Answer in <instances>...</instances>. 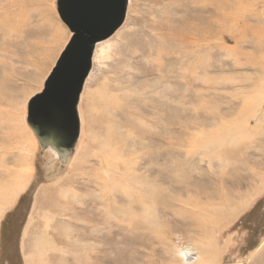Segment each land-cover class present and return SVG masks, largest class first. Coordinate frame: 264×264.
Segmentation results:
<instances>
[{
    "label": "rangeland",
    "instance_id": "rangeland-1",
    "mask_svg": "<svg viewBox=\"0 0 264 264\" xmlns=\"http://www.w3.org/2000/svg\"><path fill=\"white\" fill-rule=\"evenodd\" d=\"M59 2L0 0V14L6 11L11 22L6 28L0 15V154L15 171L32 167L26 188L0 217V264H175L176 243L196 255L197 241L215 246L212 231L221 232L220 264H264V190L250 174L264 172V123L257 144L242 142L222 153L229 165L224 171L204 152H189L193 134L240 120L244 91L250 95L264 82V24L258 19H264V0H129L123 25L104 41L111 45L110 57L93 59L78 106L79 143L66 162L58 157L48 163L53 150H43L27 119L29 102L44 90L73 35ZM180 18L198 20L197 28L207 32L206 71L197 72L209 91L180 101L151 96L160 78L147 55L157 41L147 35L158 32L161 22ZM175 57L165 59L163 71ZM200 88L201 81L194 82L179 94ZM104 89L112 99L102 100ZM28 132L36 147L29 144L20 168L4 147ZM110 138L124 156L120 174L128 176L124 162L130 160L129 178L136 176L141 189L152 192L141 200L153 203L151 211L139 198L132 206L121 190H113L115 174L102 177L100 157ZM222 191L229 198L225 216L209 209ZM203 214L216 218L208 232L199 223Z\"/></svg>",
    "mask_w": 264,
    "mask_h": 264
},
{
    "label": "bare ground",
    "instance_id": "bare-ground-1",
    "mask_svg": "<svg viewBox=\"0 0 264 264\" xmlns=\"http://www.w3.org/2000/svg\"><path fill=\"white\" fill-rule=\"evenodd\" d=\"M200 1L201 0H196V2ZM131 4L132 3L129 2L128 11H130L132 8ZM0 15L3 19V24L7 28L11 24V22L9 21V19H7L6 11L2 12ZM258 19L264 24L263 18ZM186 20L187 18H180L178 20L166 21V23L161 22L159 24L160 26L157 27L158 32L150 31L147 35L148 37H152L157 41V44L153 42L149 45L147 53L149 58H147L150 60V62L156 64V68L160 78L159 84L156 85V90L150 93L151 96H154L155 94H161L163 97H171L174 98L175 101H177L178 99L180 101L191 95L203 96L207 91H209L207 80L197 72V70H203V72L206 71V64L205 62H202V58L204 55H206V53H208V42L206 38L207 32L206 30L202 29L203 27L201 28V30L197 28L198 20L196 21V23H188V21ZM13 30V27H10L8 33L11 34ZM121 35L122 33L118 34L119 37H121ZM152 41L153 40H151V42ZM103 44L104 41L97 44L93 58L94 60L102 59L106 55L110 57L109 52L111 49V45L108 44L104 46ZM175 55L179 57H175L173 66L171 65L167 72L163 71L162 68L165 65V59L170 62V56ZM259 68L264 72V65H260ZM178 70L179 72H177ZM166 74H169L170 76H166ZM166 78H169V80H166ZM199 81H201V88L199 91L196 92L189 89L188 91H186L185 95L182 94L181 96L179 94L184 85L193 84L194 82ZM103 83L104 87H108L109 82L107 80H105ZM171 90H173L174 95L170 93ZM106 92L107 90L104 89V91L101 93L100 96L102 100L109 99V97L111 98L109 92ZM244 93L248 95H243V105L241 108L243 117L240 120H238L236 117L228 121H223L221 122V124L209 131L200 130L192 136L193 145H191L189 152L195 154L204 152L205 156L203 155V157L208 158L210 162L214 160L217 161L222 171L229 168L227 161H221L222 153H225L226 149L229 152H232V148L242 142L250 143L254 141L257 144L259 140L257 136L264 123V82L263 84H260V87L257 90L255 87V89L250 92V95L249 90L244 91ZM107 103L108 102H104L103 105L107 106ZM24 110L25 109H23V112ZM259 111L263 112L260 118L258 116ZM24 118L25 117H23V119ZM252 121H254L253 126ZM114 140L115 139L110 138L107 141L109 142V144L105 145L102 149L103 155L100 157L102 165V177L110 178L113 174H115L118 179L116 185L113 186V190H121V192L124 193L127 199L130 201L132 206L135 203L134 199L139 198V203L142 205V207H145V209L151 211L152 208L150 205L153 203L143 202L141 200L150 197L152 195V192L148 189H141V184H139L136 176H134V179L129 178V176L133 177V173H130L131 168L128 164L130 160L124 162L127 165L128 176L120 174V166L124 161V156L119 148V144L113 143ZM9 141L12 144L10 145V147H4V154H6L7 152V154H9L10 156L15 155V160L21 161V164H19L18 167L22 168L25 164L23 163V161L27 160V152L25 151H27V149H30L29 144L33 145L35 149V139L33 138L32 133L28 132L23 137L9 138ZM219 147H221L222 149L221 153L217 152V148ZM23 148H25V150ZM15 149H17L18 151L14 154L12 151ZM0 156L1 217L8 207H12L15 204L18 193L26 188L28 184L27 180L31 176L30 173L32 172V167L30 164H28V169L15 171L14 169L8 167V162H6V160L3 161V155L0 154ZM47 158L48 159H46V161L48 163L58 162V154L54 150H48ZM15 160H13V162H16ZM18 163L19 162H16V164ZM59 165H62V163L59 162ZM18 174L21 176H17ZM250 174L251 179H254L253 182H261L260 188L261 190H264V172L258 174L254 170ZM1 175L3 176V178H1ZM122 179H124V181H122ZM237 185L240 186L241 183L238 182ZM143 191L145 192V195H143ZM221 193L222 194L217 203L210 204L209 209L220 210V215L225 216L226 214L222 211H225V206L229 204V198L225 191H222ZM44 200L46 199H43L40 202L42 204H46L47 201L45 202ZM198 207L199 206H195L194 208ZM201 218L202 221L200 220L199 223L208 232L211 221L215 220L216 218L215 216H212L210 214H203ZM220 235L221 232L216 235L215 232L212 231V238L214 239L213 242L215 244L213 248H211V244L208 241H197L199 242L201 248L198 250L196 255L183 253L185 248H183L181 244L178 245L176 243L174 245L175 250L173 251V260L175 264H220L221 253L220 249L217 246V240ZM168 239L170 240L171 237L168 236L166 240ZM170 243L165 242V244L167 245L166 247H168Z\"/></svg>",
    "mask_w": 264,
    "mask_h": 264
},
{
    "label": "water",
    "instance_id": "water-1",
    "mask_svg": "<svg viewBox=\"0 0 264 264\" xmlns=\"http://www.w3.org/2000/svg\"><path fill=\"white\" fill-rule=\"evenodd\" d=\"M128 5L129 0H60L58 4L59 15L73 35L44 90L29 102L27 122L43 150H54L62 162L73 155L80 137L78 106L96 46L123 25Z\"/></svg>",
    "mask_w": 264,
    "mask_h": 264
},
{
    "label": "snow or ice",
    "instance_id": "snow-or-ice-1",
    "mask_svg": "<svg viewBox=\"0 0 264 264\" xmlns=\"http://www.w3.org/2000/svg\"><path fill=\"white\" fill-rule=\"evenodd\" d=\"M66 72H67V74H68L69 76H70L71 73H72V67H71V64H70V63L68 64V66H67V68H66ZM54 87H55V86H53V90H54ZM53 132H54V134H56L55 126H53Z\"/></svg>",
    "mask_w": 264,
    "mask_h": 264
}]
</instances>
